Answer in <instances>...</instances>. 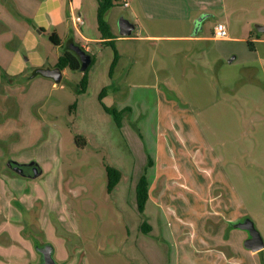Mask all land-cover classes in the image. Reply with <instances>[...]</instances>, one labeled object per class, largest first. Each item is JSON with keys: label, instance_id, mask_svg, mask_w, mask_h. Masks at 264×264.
<instances>
[{"label": "rangeland", "instance_id": "rangeland-1", "mask_svg": "<svg viewBox=\"0 0 264 264\" xmlns=\"http://www.w3.org/2000/svg\"><path fill=\"white\" fill-rule=\"evenodd\" d=\"M94 1L83 0V31L97 25ZM225 12L226 23L220 12L204 21L201 35H211L217 18L228 39L148 44L136 63L123 55L129 43L117 41L113 66L112 49L101 45L106 56L98 59L89 85L88 69L80 98L73 91L82 72L67 70L64 91L24 110L26 131L18 134L26 138L19 147L30 145L6 158L17 162L35 154L42 174L21 189L37 195L42 209H58L60 201L74 204L53 210L57 221L42 217L38 230L0 229L11 237L2 245L1 264H39L34 237L53 247L56 264H264V247L251 253L244 246L250 232L234 227L250 221L264 246V30L258 29L264 26V0H225ZM127 16L116 0L107 16L110 31L119 34ZM195 44L194 51L187 49ZM107 56L109 85L100 69ZM106 96L115 104L106 107ZM102 106L126 110L122 128ZM75 135L80 146L85 137L89 144L78 148ZM108 166L122 175L109 193ZM144 169L154 182L140 215L132 188ZM88 200L92 216L81 211ZM61 213L69 216L60 219ZM143 222L151 233L140 231Z\"/></svg>", "mask_w": 264, "mask_h": 264}, {"label": "crops", "instance_id": "crops-1", "mask_svg": "<svg viewBox=\"0 0 264 264\" xmlns=\"http://www.w3.org/2000/svg\"><path fill=\"white\" fill-rule=\"evenodd\" d=\"M95 4L94 11L97 7V4ZM224 8L225 0H128V16L122 22L126 21L130 24V33L125 36L121 35L119 31V34L114 33V31H111V33L116 37L114 42L125 41L129 43L130 48L123 55L129 58L131 62L136 63L148 44L161 42L201 44V42L214 41L210 39V36L201 35L202 25H204V21H208L210 17H214L220 12L223 13L224 23H226L227 13H224ZM85 11L83 0H0V229L31 227V229L38 230L41 227L39 221L42 217H47L45 220L57 221L51 215L53 210L66 211L65 203L71 204L72 202V205L74 204V200L65 201V203L60 201L61 204L56 203L58 209H42L41 199L37 195L24 194L21 189V184L24 181L29 182L38 179L42 174V170L38 167L39 160L35 157V154L28 156L27 160L21 159L17 162H11L12 160L6 157L9 153L19 154L23 151L22 148L30 145L26 143L21 145V148L19 147L20 141L26 138L18 134L19 131H26L24 110H28L30 107L34 108L41 100L45 101L49 94L55 90L64 91L66 87L63 79L67 69L61 70V81L59 83H55L52 79L39 74L30 78L27 82L20 83L18 80L20 76H29L35 69L54 68L59 55L71 44L78 45L85 52L94 56L91 74L88 75V85L97 75L98 59L102 55L106 56L107 49L101 50L103 40L100 39L97 25L95 27L92 24L93 30L91 31L82 30V27L87 23L83 17ZM109 12L110 10L105 14L107 23ZM72 15H79L84 18H82V27L75 28L71 24L70 18ZM200 18H203V20L195 32L196 21ZM215 23L223 22L216 18ZM214 24L209 28L210 30ZM164 27L167 31L169 28H173V31L164 33L154 31V29ZM52 33L57 36L59 46H52L49 43L48 37ZM209 33L211 32L209 31ZM195 47L196 44L195 46L187 45V49L190 48L193 51ZM109 63V56H107L100 67L103 78L107 82L106 85L111 82L107 74ZM4 76L8 78L3 79ZM13 78H16V80L13 81ZM73 93L76 98L82 96L77 94L76 91H73ZM104 102L107 105L106 107L115 104L110 101L108 96L105 97ZM120 128H122V120ZM77 138L79 139V137ZM84 141L85 143L83 142L82 146L78 143L77 147L84 149L89 144L87 137L84 138ZM34 171L36 172L34 173ZM120 179H122V175ZM136 179L138 180V177ZM151 179H147L148 190L153 188L154 181L150 182ZM10 183H12L11 186ZM136 183L132 188L134 194ZM132 191H129L131 195ZM80 195V191H76L74 194L75 200L80 199ZM18 196V207L16 208L14 202ZM87 202V205L82 207L81 211L92 216L94 206L89 200ZM60 205H63L64 208H61ZM72 209V211L70 209L73 218L72 224L73 227L75 225L77 228V209L75 206ZM42 211H45V213H41ZM66 214L61 213L60 219L69 216ZM158 225L156 230L159 231L162 227ZM59 227L61 228L60 224ZM65 227H68V224ZM65 227L62 226L63 229ZM59 230L65 236L70 235L67 230ZM32 239L40 245H50L47 242H39L35 237ZM10 240L11 237H8L6 232L0 231V252L2 251V245L10 242ZM51 248L53 252V247L51 246ZM35 251L38 257L37 250ZM75 251L79 252L80 250L76 249ZM1 259L3 260L0 256Z\"/></svg>", "mask_w": 264, "mask_h": 264}, {"label": "trees", "instance_id": "trees-1", "mask_svg": "<svg viewBox=\"0 0 264 264\" xmlns=\"http://www.w3.org/2000/svg\"><path fill=\"white\" fill-rule=\"evenodd\" d=\"M95 1L97 4V7H96L97 30L99 32L100 39L103 40L101 45L105 46V47H109L112 49V52H113L112 66H113L114 62L118 58L117 53H116L115 48H114V45H113L114 39L116 37L113 36V34L111 33V31L109 29V26L106 23L105 14L107 13L108 10H110L113 7L114 2L116 0H95ZM48 40L53 46H59V40L54 33L49 35ZM248 46L250 49H253L251 41L248 42ZM87 54L89 55L91 62H90L89 67L84 72H82L83 76H82V79L80 80V82L78 84L79 89H77V91H76L77 94L84 93L85 86H86V76H87L86 74H87V71L90 68V66H92V64L94 63V56L89 54V53H87ZM112 66H111V68H112ZM54 67H56L60 70L67 69L71 72H80V62H79L77 56H75L74 53L69 51L68 48L64 49V51L59 55L57 62H56ZM37 75H38L37 69H35L32 71V74H30L29 76H25V77L20 76L18 78V80L20 83L27 82V80H29L30 78L37 76ZM4 78H8V77L4 76L3 79ZM15 80H16V78H13V81H15ZM106 90H107L106 88L102 89L101 94L99 95L98 101H100V98L105 95ZM73 107H74V104L71 105V108H73ZM103 110L107 114L112 116L116 127L120 128L121 116L123 113L126 112V110L118 112L114 109L106 108V107H103ZM74 141H75V144L78 145V138L77 137L74 138ZM149 166H150V162L148 161L146 167H149ZM145 170L146 169H144V173L139 176L137 183L135 185V204H136L137 212L140 215L143 213L145 203L148 199V182H147V179L145 176ZM106 173H107V191L109 193L113 190V188L119 182L121 174H120L119 170H117L116 168H113V167H109V166L106 167ZM140 231L143 234H149L152 232V227L150 225L146 224L145 222H143L140 225ZM34 242H35L34 246L37 249L40 246V244L36 241H34Z\"/></svg>", "mask_w": 264, "mask_h": 264}, {"label": "water", "instance_id": "water-1", "mask_svg": "<svg viewBox=\"0 0 264 264\" xmlns=\"http://www.w3.org/2000/svg\"><path fill=\"white\" fill-rule=\"evenodd\" d=\"M203 18H200L196 21L195 25V32L198 30L200 23L202 22ZM119 32L121 35L125 36L130 33V24L126 21L120 22L119 24ZM259 31L264 30V26H260ZM68 50L74 53L77 56L80 62V72H84L90 65L91 59L89 55L81 49L77 45H69ZM37 73L43 77L52 79L55 83H59L61 81V70L54 67V68H47V69H38ZM35 170V168H34ZM36 171H34L35 173ZM252 223L248 220L234 225L235 228H239L241 230H247L250 232L251 236L249 239L245 240L244 246L249 249L251 252H256L260 250L263 246V243L260 240L258 233L252 227ZM40 254V263L39 264H56L52 258L53 252L50 245H45L42 248H38L37 250Z\"/></svg>", "mask_w": 264, "mask_h": 264}, {"label": "built area", "instance_id": "built-area-1", "mask_svg": "<svg viewBox=\"0 0 264 264\" xmlns=\"http://www.w3.org/2000/svg\"><path fill=\"white\" fill-rule=\"evenodd\" d=\"M120 1H121V5L123 8L128 7V0H120ZM70 19H71V24L75 28L83 24V20L81 19L79 15H72ZM226 37H227V34H226L225 25L223 23L214 24L212 31H211L210 39L217 41V40H224L226 39Z\"/></svg>", "mask_w": 264, "mask_h": 264}, {"label": "flooded vegetation", "instance_id": "flooded-vegetation-1", "mask_svg": "<svg viewBox=\"0 0 264 264\" xmlns=\"http://www.w3.org/2000/svg\"><path fill=\"white\" fill-rule=\"evenodd\" d=\"M44 245H40L38 248H42ZM38 248L36 250H38ZM37 253L39 254V252L37 251Z\"/></svg>", "mask_w": 264, "mask_h": 264}]
</instances>
